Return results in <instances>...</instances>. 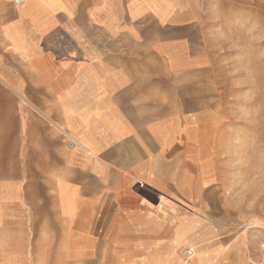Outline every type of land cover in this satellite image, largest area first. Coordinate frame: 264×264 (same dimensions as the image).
Masks as SVG:
<instances>
[{
    "label": "crops",
    "instance_id": "0c3cea01",
    "mask_svg": "<svg viewBox=\"0 0 264 264\" xmlns=\"http://www.w3.org/2000/svg\"><path fill=\"white\" fill-rule=\"evenodd\" d=\"M210 24L204 0H0V264L245 258Z\"/></svg>",
    "mask_w": 264,
    "mask_h": 264
},
{
    "label": "rangeland",
    "instance_id": "374dc122",
    "mask_svg": "<svg viewBox=\"0 0 264 264\" xmlns=\"http://www.w3.org/2000/svg\"><path fill=\"white\" fill-rule=\"evenodd\" d=\"M204 4L216 63L211 94L232 100L228 102L235 118L232 140L238 148L232 150V165L234 157L237 165L230 184L236 185L237 201L247 209L243 229L228 238V246L242 232L246 256L235 264H264V0H204ZM51 175L53 180L55 166Z\"/></svg>",
    "mask_w": 264,
    "mask_h": 264
},
{
    "label": "built area",
    "instance_id": "2783aa9c",
    "mask_svg": "<svg viewBox=\"0 0 264 264\" xmlns=\"http://www.w3.org/2000/svg\"><path fill=\"white\" fill-rule=\"evenodd\" d=\"M17 3H21L23 2L24 0H15ZM64 136H66L69 140V145L71 147H73L75 145V141L73 139H71V137H69V135H67V133H63ZM142 185V183H140ZM182 254L184 256V258L186 260L190 259L193 255H194V250L192 248H186L182 251Z\"/></svg>",
    "mask_w": 264,
    "mask_h": 264
},
{
    "label": "bare ground",
    "instance_id": "6f19581e",
    "mask_svg": "<svg viewBox=\"0 0 264 264\" xmlns=\"http://www.w3.org/2000/svg\"><path fill=\"white\" fill-rule=\"evenodd\" d=\"M193 249V248H192ZM194 250V249H193ZM194 256V255H193Z\"/></svg>",
    "mask_w": 264,
    "mask_h": 264
}]
</instances>
